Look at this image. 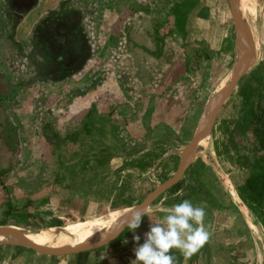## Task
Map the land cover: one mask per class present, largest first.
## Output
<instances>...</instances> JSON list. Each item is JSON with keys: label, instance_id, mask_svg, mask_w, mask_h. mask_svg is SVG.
Masks as SVG:
<instances>
[{"label": "rangeland", "instance_id": "1", "mask_svg": "<svg viewBox=\"0 0 264 264\" xmlns=\"http://www.w3.org/2000/svg\"><path fill=\"white\" fill-rule=\"evenodd\" d=\"M254 3L256 12L254 26L258 44L253 51L250 62L247 63L245 73L238 80L231 95L223 103L211 129L207 132L211 156L207 162L199 156L191 158L178 181L156 196L142 210L144 216L140 227L136 229V234L141 236V243L143 242V234L149 230L150 223L161 221L166 208L182 202L184 199L191 200L197 206L212 208L211 214L205 215L210 226L217 227L227 223L226 231L230 230L231 236L241 233L242 236L244 229H246L245 224H241L239 221V218L242 220V217L237 206L231 201L228 192L221 185L219 177L220 174H225L238 195L237 189L242 186L247 176L251 173L264 171V155L257 147L250 128L245 124L248 118V116L245 117L247 104L251 106L255 102V92L259 90L258 93L264 88V0H255ZM81 5L87 7V13L93 14L88 22L90 31L88 39L92 41L93 45L100 48L101 54L105 56L109 50L107 46L111 47L110 45L106 46V42L108 40L109 43L111 32H115L118 28V25L114 24L116 21L120 22V27L123 23H130L131 26L136 25V28L142 25L147 27L150 23L151 31L157 32L154 36L157 39V45L153 51L156 56L161 54L159 48L163 47L160 45L163 44L164 33L166 32L165 35H168L165 40L167 47L165 46L163 54L165 59L161 63L149 60L142 62L140 59L135 67H132L133 65L128 68L125 65L111 67L107 69L108 73L104 68L106 76H109L113 71L117 72L114 76L115 81L110 82L113 83V90L111 92L109 90L106 96H113L116 99L117 105H115L122 107V114H125L126 118L120 115L118 120L110 113L107 123L110 126L116 128L120 126L121 128L119 131H114L106 124V128L95 135L96 139L89 134L88 140L93 143L84 153L91 156L92 159H95L96 156L116 157L117 159L114 160L113 164L115 171H119L121 175L120 189L123 191L119 195L113 196L114 200L110 207L104 206L93 213L96 214L104 213L110 208L127 207L128 204H131L130 207L136 206L150 192L160 187L174 175L180 162V154L194 135L206 101L211 99L216 102L222 88L217 93V98L212 94L213 90L225 76L229 73L233 75L237 64L236 32L227 0H119L118 2L115 0H85V3H81ZM131 10H146L145 12L150 18L140 16L136 19L135 25H132L131 20L126 18V13ZM95 11L98 12L97 17L94 15ZM111 11L119 12V19L115 21V19L109 18L108 15ZM59 14L60 12L57 13V16ZM103 15L104 19L102 20L101 16ZM53 31L55 39L60 42L59 45L67 47L68 51L65 52V56H60L64 62L55 64L57 66L55 67L56 73L52 74L57 81L66 78L67 83L64 86L53 85L52 91L59 94L57 95L59 97L67 93V95L71 94L72 98H75L80 93H84L80 90L81 87L84 88V80L78 82L79 78L80 80L82 78L80 72L83 68L80 67L83 66V60L87 55L85 35L83 32L74 34L76 33L74 32L75 27L71 30L73 34L66 37L62 34L64 29L57 27ZM140 31L141 28L137 29V32ZM40 32L41 30L37 29L35 35H39ZM120 44L122 45L121 41ZM133 45L132 47H139L137 43ZM37 46L41 50V57L36 59L35 65L42 70L47 62L53 61V54L49 48L44 47L43 43ZM183 48L184 50H182ZM55 52L57 58L62 51L57 48ZM52 63L56 62L53 61ZM51 69L49 70L51 71ZM127 77V81H124L123 79ZM160 80L161 82H159ZM7 87L8 89L3 88L0 84V88H2L0 95L7 91L8 96L7 100L0 99L2 106L7 108L5 113L8 115L7 117L0 115V122L11 123L9 110L17 108L19 114L16 113L20 125L23 126L22 136L25 142H17L18 152L15 156L10 154L12 157L10 156L11 158H8L7 162L5 160L9 156V152L0 145V176H2L0 178V227L12 225L18 228L36 229L47 225H60L67 220L82 219L93 215L91 213L86 215L85 212L75 209L71 211H59L58 209V211L47 209L32 211V209L27 208L28 205L31 206L32 204L23 205L24 208H20L18 211L15 205H13L14 208L12 207L11 199L15 201L16 196L11 198L2 185L4 182L7 184L10 183L9 181L16 182L17 175L12 174L5 177L7 172L8 174L23 173L26 176L30 166L32 168L40 167L38 158L33 159L34 161L31 158L37 157V154H56L59 155L58 157L66 155L70 159L76 158L78 154L83 156L85 154L79 151L83 147H80L78 143H64L56 147L50 144L46 145L44 142L41 144L34 137L39 132L40 124L42 126L45 122L52 124L55 122L50 111V98L47 99L46 96L48 94L46 90L50 86L8 82ZM162 90L167 93H161ZM10 94H12V99L9 98ZM157 96H161V98ZM21 101L25 105L33 101L32 106L38 109L40 115L35 113L33 120H31L32 115L30 113V115H21L23 109ZM90 109L94 110V107ZM142 112L143 114H141ZM39 116L42 118H38ZM137 119H140L141 123H136ZM147 126L151 128L148 127L145 130L144 128ZM143 136L144 140H142ZM24 155L29 156V159L23 162L21 156ZM59 165L61 166L63 163H59ZM60 166L49 161L41 162L42 178L47 180L45 176L48 172L49 178L57 175L63 169ZM133 169L137 170L133 171ZM5 171L6 173H4ZM43 179L42 181H44ZM40 196L39 204L46 205L44 202L48 197L45 194ZM238 197L240 198L239 195ZM61 198L64 199V197ZM19 199L22 201L23 196L18 197ZM241 202L246 205L243 200ZM227 206L229 210H225ZM233 208L235 209L233 210ZM252 210L255 215L256 213L259 215L254 218L259 228L257 245L250 242L253 240L250 237L248 239L244 237L246 241L243 240L241 243L239 238H231L229 243L225 241L226 237L229 239V235H225L223 232H219L218 235L211 234L209 236L210 242L207 241V244L199 250L201 256L198 264H202L204 261L206 264H239L241 260L249 264L251 260L248 258L255 252L264 257V208L254 207ZM229 216L235 218L233 217L234 219L228 222L226 219ZM237 216L241 229L234 230L231 226L236 223ZM132 236L133 233L126 227L121 233V237L108 244L84 252L56 256L64 259L73 258L74 264H85L96 260L102 252H107L109 258L112 255L116 257L121 252H125L122 253V258H127L124 261L130 263L131 259H135L133 253L135 242ZM204 249L212 250L209 255L210 258L204 259ZM240 250L243 251L242 256L247 258H228L231 254L232 256L235 255L236 252L241 253ZM16 251L37 252L23 245L0 244V252L2 254L4 252L3 259L5 253L12 252L13 256Z\"/></svg>", "mask_w": 264, "mask_h": 264}, {"label": "crops", "instance_id": "2", "mask_svg": "<svg viewBox=\"0 0 264 264\" xmlns=\"http://www.w3.org/2000/svg\"><path fill=\"white\" fill-rule=\"evenodd\" d=\"M118 1L119 0H115V2ZM81 3H85V0H0V84L1 87H6V89H8V82H22L31 84L36 83V85L46 84L50 86L46 90V93L50 94H47L46 96L47 99L50 98L49 105L51 115L53 116V119L55 121V129H57V131L61 135L69 134L70 137L67 138L66 143H78L80 147H83L80 148L79 151L85 154L84 152L87 151L88 147L93 143L88 140L89 134L91 135V137H94V139H96L95 135L98 134L102 129H105L106 124L110 126V124L107 123L108 115L110 113L117 117L118 120L121 116L126 118L125 114H122V107L116 106V99L113 98V96H106V93H108L109 90V92L113 90V83L110 82L115 81L114 76L117 72L113 71V73H110L109 76H106L107 74L104 73V68H106V73H108L107 69L111 67L115 68L117 66L123 65H125L126 68H128L130 65H133L132 67H135L137 66V61H139L140 59L142 60V62L144 60H149L161 63L165 59V55L163 54L165 52L166 46L165 40L168 35H165L166 32L164 33L162 40L163 44L160 45L163 47L159 48L161 49L159 50L161 51V54L156 56L153 54V51L155 50L154 48L157 45V39H155L154 37L157 32L151 31L150 23L147 27L145 25H142L141 27L136 28L135 25L136 19L140 16H148L147 18H150L149 15L146 14V10L128 11L126 13V18L127 20H131V24L135 26H131L130 23H123L121 27L120 22L116 21L117 19H119L120 13L111 11L108 17L111 19H115L116 22L114 24H116V26L118 25V28L115 32H111V42L109 41L108 43V40L106 42V46L110 45L111 47L107 46L109 50H107V55L105 56L104 54H101V49L93 45L92 41L88 39L90 33L88 22L93 14L87 13V7L81 5ZM59 12L60 14L59 16H57V13ZM94 15L97 17L98 12L95 11ZM98 19H100V17H98ZM101 19H104V15L101 16ZM57 27L64 29L62 34L65 37L71 36V34H73L71 30L73 27H75L74 32L76 33L74 34L83 32V34L85 35V40L87 42V49L85 48L87 55L85 57V60H83V66L80 67L83 68L80 72L82 78L81 80L79 78L78 82L80 83V81L84 80V88H80V90H82V92L84 93H80L79 96H76L75 98H72L71 94L67 95V93L59 97L57 96L59 94H55V92L52 91V88L54 87L53 85L64 86L67 83L66 78H62L60 81H57L55 78H53L52 75L56 73L55 67L57 66H55V64L58 65L64 62V59L60 56H65L68 51L67 47L59 45L60 42L55 39L53 30H56ZM140 28L141 31L137 32V29ZM37 29L41 30L39 35H35V31ZM120 41L122 42V45L120 44ZM40 43H43L45 45L44 47L51 50L53 54V61L56 62H47L42 70L35 65L36 59H38V57H41V50H39L40 48L39 46H37ZM135 43H137L139 47H132ZM57 48L62 52H60L61 54H59L56 58L55 50ZM182 50H184V48ZM103 55L105 56V58L103 57ZM128 58L131 60H129ZM50 68H52L51 71L49 70ZM92 74L93 76H91ZM126 74L128 76V72ZM128 77L123 80L127 81ZM161 80L159 82H161ZM0 90H2V88H0ZM158 92L159 94H161L165 92V90H162L161 93L160 91ZM166 93L167 92H165V94ZM111 95H113V93H111ZM157 97L161 98V96ZM7 98V91H5L4 94L0 95V99L2 100H7ZM9 98L12 99V94H10ZM150 98H152V96H150ZM23 103L24 102L21 101V104ZM30 103L27 105L23 104L21 115L31 114V120H33L35 113L37 115L40 114L38 109H36L35 106H32L33 101ZM91 106L94 107V110L90 109L92 108ZM4 109L5 106H2V104L0 103V115H4V117H7L8 115H6L5 113L7 111V108L5 109V111ZM17 110V108H12L11 110H9V115L12 119L11 123L0 122V145L3 146L5 151L9 152V156L6 158L5 162L8 161V158H11L12 155L15 156L18 152L17 142H25L24 137L22 136L24 130L23 126H21L19 123V119L17 117V113L19 114V111ZM142 111L144 112V110ZM143 112L141 114H143ZM38 118H40V116ZM136 123H141V120L137 119ZM36 124L38 125V122ZM110 127L114 131H119V129L121 128L120 126H117V128L114 126ZM148 127L150 126H147L144 129L147 130ZM40 128H38L39 132L34 137L37 141H39V143L42 144V142H44L46 145H48L41 134ZM7 131H9L8 134ZM13 132L16 133L14 134ZM142 140H144V136ZM99 143H101V141H99ZM36 156L37 157H31L32 161H34L33 159L38 158V164L40 165V167L37 166L32 168L30 166L28 168L29 171L26 173V176H24L23 173L20 174L18 172H13L11 174H8V172L6 173V171L4 172L7 174L5 175V177H8L12 174L17 175L16 182L9 181V184L4 182L2 185L5 187V190H7L11 198L16 196L15 201H12L11 199V205L13 208V205H15L17 211L20 210V208H24L23 205L32 204L31 206H27V208L32 209V211L43 209L55 211L57 209L59 211H71L72 209H75L80 212H85V214L88 215L90 213L93 214L94 212H96V210L102 209L104 206L110 207L114 200L113 196L119 195L121 191H123L120 189L121 175L119 174V171H115L113 164L114 160L117 159L116 157L108 158V156H96L95 159H92L91 156L86 154L85 156L78 154L74 159H72L73 157L70 159L66 155L58 157L59 155L56 154H37ZM21 157L23 162L29 159V156L24 155ZM46 161L55 163L57 166H60L59 163H63V165L60 166L63 167V169L60 170L58 174L53 176L52 178H49L48 172L47 176H45L47 180H44L42 178L43 172L41 171V162ZM135 170L137 169H133V171ZM0 178H2V176H0ZM42 179L45 182L42 181ZM1 181L3 182V179H1ZM42 194H45L48 197V199L44 202V204L46 205L39 204V200L41 197L40 195ZM22 196V201H20V199L18 200V197ZM61 197H64V199ZM61 204H63V206H61ZM130 206L131 204L127 205V207ZM153 207L156 208V206ZM204 208L206 209V214H211V207L209 208L208 206H205ZM234 209L235 208H233V210ZM225 210H229L228 206L225 208ZM249 211L253 215V218H256V215L253 214L251 210ZM228 213L230 212L228 211ZM233 217L229 216L226 220L230 222L235 218ZM239 221L241 222V224L244 223V221L240 220V218ZM235 222L236 223H234L231 227H233L234 230L238 228L241 229L240 223L238 222V216L237 219H235ZM204 224L207 227L210 235H218L219 232H223L225 235H229V239L228 237L225 238L226 242L230 243L231 238H239V241L241 243L243 242V240L246 241L245 238L248 239L250 237L251 239H253L250 242L257 245L258 240L254 239V237L250 234V231H247L248 227L245 223L244 224L246 229H244L245 231L243 232L242 236V233L240 235L238 234L235 236H231V231H226L227 223L223 225L220 224V226L217 227L210 226L206 219V216L204 218ZM124 229L121 231V233L124 231ZM121 233H119V235L113 240L121 237ZM215 238H217V236H215ZM208 242H210L209 239ZM211 251L212 250L204 249V259L211 257L209 256L211 254ZM242 252H236V254L233 256L231 254V256H229L228 258H247L246 256H242ZM11 253L12 252H10L9 254L5 253L3 259L4 252L3 254L2 252H0V264L75 263L73 261V258L64 259L58 258L59 256L56 255L51 256L31 251H16L15 255L13 256ZM122 253L124 254L125 252H121V254L116 257L112 255L111 258H109V254L107 252H102L101 256L97 257L96 260L92 259L93 261H90L89 263L86 262L85 264H130L128 263V261H124L127 258H122ZM171 254L176 258V264H198V260L201 256L198 251L193 256H191L190 259L185 261L184 257L177 249H172ZM248 259L251 260L249 264H264V257H262L261 254H258L257 252H255V254H253ZM246 263L247 262L241 260L239 264ZM202 264H206V262L204 261V263Z\"/></svg>", "mask_w": 264, "mask_h": 264}, {"label": "bare ground", "instance_id": "3", "mask_svg": "<svg viewBox=\"0 0 264 264\" xmlns=\"http://www.w3.org/2000/svg\"><path fill=\"white\" fill-rule=\"evenodd\" d=\"M237 8V13L241 25L252 37V47L255 50L258 40L255 33V18L256 12L254 8L255 0H233ZM251 55L247 57L249 60ZM247 62V60H246ZM232 78L231 73L225 76L212 94L217 98V93L221 88L226 86ZM214 103L211 99L206 101L205 109L210 110L213 108ZM199 156L203 161L207 162L211 156L210 148L208 145V135L204 134L194 147L192 158ZM219 181L224 189L231 197V201L237 206L238 211L241 213L242 220L248 227L250 234L254 239H259V228L255 222L253 215L248 210L240 198L238 197L231 181L223 174H220ZM133 207L110 208L104 213H96L86 216L82 219L67 220L60 225H47L36 229L18 228L12 225L1 226L0 230L13 231L22 234L27 240L42 247L46 250L58 248H84L94 245L101 241L105 236L116 231L120 228ZM17 239L9 236L0 235V242L16 241ZM261 244V242H259ZM258 244V245H259Z\"/></svg>", "mask_w": 264, "mask_h": 264}, {"label": "clouds", "instance_id": "4", "mask_svg": "<svg viewBox=\"0 0 264 264\" xmlns=\"http://www.w3.org/2000/svg\"><path fill=\"white\" fill-rule=\"evenodd\" d=\"M164 211L161 221L150 223L142 243L141 236L136 234L144 216L142 211H133L125 221L124 226L133 233L135 242V259L130 264H176L172 249L179 250L187 261L207 243L210 233L204 224V207L184 199Z\"/></svg>", "mask_w": 264, "mask_h": 264}, {"label": "water", "instance_id": "5", "mask_svg": "<svg viewBox=\"0 0 264 264\" xmlns=\"http://www.w3.org/2000/svg\"><path fill=\"white\" fill-rule=\"evenodd\" d=\"M227 1L229 4V10L232 16V20H233V24H234V28L236 32L235 50H236L237 64H236V68L233 71L232 78L230 82L225 87H223L221 91L219 92V99L215 102L213 108L210 110H206L204 108V111L202 112L200 116V119H199V122H198V125L194 132L193 137L191 138L190 142L187 144V146L182 150L180 154V159H179L180 162H179V165L174 175L167 182L162 184L160 187H157L152 192H150L140 204L133 206L132 210L127 214L125 221L128 219V217L131 215L133 211H136V210L142 211L145 207H147L152 202V200L156 196L164 192L166 189H168L169 187H171L178 181L181 173L183 172L185 167L189 164L192 158L193 150L198 140L211 129L223 103L231 95L238 80L241 78V76L246 71L247 63L250 62V59H251L250 58L248 60L247 57L249 55H251L252 57L253 55L251 35L247 34L245 29L241 25V22L239 20V16L237 13V8L235 6L234 1L233 0H227ZM125 221L120 228L110 233L109 235L105 236L98 243L84 247V248H58V249L46 250L30 242L22 234L16 233L13 231H6V230H0V235L2 236L6 235L11 238H15L17 240L9 241V242H0V244L23 245V246L30 247L31 249L39 253L47 254V255H64V254H70V253H79V252H84V251L98 248L100 246H103L111 242L113 239H115L119 235V233H121V231L124 228H126V226H124Z\"/></svg>", "mask_w": 264, "mask_h": 264}, {"label": "trees", "instance_id": "6", "mask_svg": "<svg viewBox=\"0 0 264 264\" xmlns=\"http://www.w3.org/2000/svg\"><path fill=\"white\" fill-rule=\"evenodd\" d=\"M257 91L254 94L255 102L251 106L247 104L245 117L248 116V118L245 124L250 128L257 147L264 155V88L258 93ZM40 131L45 141L51 146L58 147L66 143L67 138L70 137L69 134L61 135L50 122L43 123ZM237 190L241 200L252 212L254 207L264 208V171L251 173ZM256 215L259 216L258 213Z\"/></svg>", "mask_w": 264, "mask_h": 264}]
</instances>
